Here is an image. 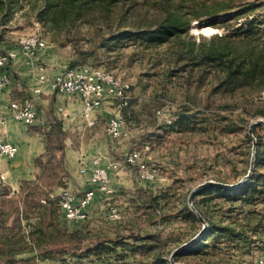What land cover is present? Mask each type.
<instances>
[{"label": "rangeland", "instance_id": "1", "mask_svg": "<svg viewBox=\"0 0 264 264\" xmlns=\"http://www.w3.org/2000/svg\"><path fill=\"white\" fill-rule=\"evenodd\" d=\"M163 1L75 0L83 11L72 24L61 13L65 0H10V16L5 23L0 20V53L19 51L22 36L37 34L49 66L63 71L72 67L73 60L76 65H95L129 83L131 89L124 107L111 99L98 111L93 128L85 127L79 118L74 130L72 123L55 115L48 119L55 121L46 126L28 125L26 130L38 140L33 145L44 143L46 148L36 155L21 154L26 171L17 169L16 156L0 157V166L9 174V182L0 188V264H143L158 255L170 260L172 252L203 227L196 213L198 220L182 212L183 206H190L192 190L206 181L236 183L248 173L253 149L249 127L264 119L257 115L264 109V31L237 28L246 20L261 21L264 28V0H175L188 22L186 32L159 43L129 38L105 45L112 34L110 26L116 30L119 22L131 25L140 17L153 19ZM248 3L263 5L247 15H235L237 8ZM212 49L226 52L223 62L194 63L201 51ZM190 54L195 58L190 59ZM21 56L22 52L19 60ZM230 58L234 65L243 60L247 68L256 66L254 77L240 85L225 83L222 66ZM39 60H32L35 70ZM11 64L7 65L10 82L3 90L4 110L8 97H24L25 92L26 81L20 83L23 87L18 85ZM119 109L125 118V135L111 138L107 121ZM6 124L0 123V139L13 142ZM257 132L264 135V126ZM132 149L156 165L164 181H145L136 166L122 164L112 175L113 194L96 189L89 217L65 220L59 204L62 190L69 187L80 195L95 188L89 173L80 172L82 165L91 168L88 158L110 152L122 161ZM255 169L264 173V164L255 163ZM196 200L206 221L244 224L249 234L261 218L264 222V192L252 203L209 193L199 194ZM110 206L120 209V219L109 217ZM40 217L46 225L43 237L36 227ZM72 231L81 243L67 235ZM259 231L248 245L222 241L221 250L189 251L177 263L264 264V227ZM110 240L124 245L79 255L98 241L113 244Z\"/></svg>", "mask_w": 264, "mask_h": 264}, {"label": "trees", "instance_id": "2", "mask_svg": "<svg viewBox=\"0 0 264 264\" xmlns=\"http://www.w3.org/2000/svg\"><path fill=\"white\" fill-rule=\"evenodd\" d=\"M75 0H65L64 6L61 8V13L64 17L71 21L73 24L77 21L82 13L81 4H74ZM122 0H108V2H116ZM125 1V0H124ZM175 0H164L162 3H158L157 8H159L160 12L153 19L148 18H138L133 20L131 25H124L123 22H119L117 25V29L113 30V27L110 26V30L112 33L111 36L107 39V42H104L105 45L117 40H125L129 38H133L135 40H139L143 42H165L168 41L169 38L178 36L179 34L186 32V28L188 27V22L183 19L182 14L176 8V4L173 3ZM261 4H243L239 8H237V12L235 15H247L248 12L252 9H256V7L262 6ZM10 0H0V20L1 23H5L10 16ZM247 18V16H246ZM243 22L240 26H238L237 30L246 29L247 31L259 32L264 31V28L261 26V21L258 20H250V22ZM249 23V24H248ZM248 27V28H247ZM190 53L192 50L190 49ZM199 60L194 62L196 65H202L210 62H223L224 56L226 52L219 50H209V51H201ZM190 59L195 58L193 55H189ZM236 58V56H235ZM77 64L76 60L71 62L70 66H75ZM222 70L226 73L225 83L231 84L236 82L237 84H242L246 81L250 75L254 77L256 70V66L254 67H246L243 60H240L234 65V59L230 58L229 62L222 66ZM257 115H261L264 117V109H259L257 111ZM186 119L181 118L179 121L182 122ZM262 127L261 124H256L253 128V133L257 139V149H256V157L255 163L259 165L260 163L264 164V135L257 132V128ZM229 131H235V129L230 128ZM60 133L62 132V128L59 129ZM248 136V135H247ZM249 137H251L249 135ZM252 140V139H251ZM264 192V173L258 172L255 167L251 174V176L244 180L241 184L237 186H221V185H207L201 189H199L194 195V204L196 208L202 213L201 206L199 205L196 197L199 194L209 193L213 196H225L226 198H240L246 203H252L256 199L257 195ZM182 212L185 217L198 220L195 212L191 209L188 204L183 206ZM204 216V215H203ZM205 217V216H204ZM206 219V218H205ZM208 227L202 234V236L192 242L189 246L181 249L180 251L175 253V260L179 258V256L185 254L189 251H197L207 253L209 250H221L224 246H221V242L230 243L234 241L236 243L243 242L244 245H248L252 239H254V235L260 234V228L264 227L263 219L256 224L251 226L249 229L251 230L250 234L246 231L247 225H241L240 227L234 226L230 223L222 224L216 220H208ZM45 221L42 217H40V221L37 222L36 227L39 231V235L41 237L45 236ZM262 230V229H261ZM77 232H67V235L71 240L80 241L77 239ZM254 234V235H253ZM264 240V237H262ZM190 240V239H189ZM187 240V241H189ZM110 242L98 241L91 246H87L83 248V252L79 255L81 256H89L93 252L99 253L100 251H112L116 246L124 245L121 240H110ZM254 241V240H253ZM186 242V241H185ZM79 243V242H78ZM77 243V244H78ZM180 246V245H179ZM264 246V245H263ZM75 248H82L81 246H74ZM143 264H171L170 260L163 258L161 255H158L151 262H144Z\"/></svg>", "mask_w": 264, "mask_h": 264}, {"label": "built area", "instance_id": "3", "mask_svg": "<svg viewBox=\"0 0 264 264\" xmlns=\"http://www.w3.org/2000/svg\"><path fill=\"white\" fill-rule=\"evenodd\" d=\"M19 44L26 54L34 57H37L40 48L45 47L42 42L26 43L19 41ZM16 57L17 51L15 49H8L0 53V123L4 124L8 118H11L27 125H34L38 120V106L32 96L25 99L8 98L5 114L1 115V106L4 102L3 90L10 82L11 77L7 65ZM38 68L43 70L42 65ZM40 79L43 82L47 77L41 73ZM51 81L56 92L81 98L82 116L88 126L95 124L94 113L106 101L118 99L119 107H124L128 103V92L131 89L124 84L123 80H116V75L115 77H103V72L96 71V66L91 64L69 67L54 74ZM35 91H41V87H37ZM124 124L125 118L119 109L107 121V134L111 138H121L125 135ZM18 149V145L14 142L0 139V157L14 158ZM122 164L136 166L138 176L145 181H164V178L157 173V166L143 159L139 150H130L124 155L122 161L108 154H100L92 160L90 170L86 165L80 167L82 174L89 173L90 182L95 188H89L80 195L69 187L62 190L59 204L63 218L67 221L86 220L89 217L88 207L96 195V189L108 195L114 193L115 190L111 186V171L118 170ZM7 183L8 174L0 166V188L6 186ZM108 214L112 219L122 217L117 206H110Z\"/></svg>", "mask_w": 264, "mask_h": 264}, {"label": "crops", "instance_id": "4", "mask_svg": "<svg viewBox=\"0 0 264 264\" xmlns=\"http://www.w3.org/2000/svg\"><path fill=\"white\" fill-rule=\"evenodd\" d=\"M42 45H44V44L42 43ZM43 49H44V47L39 49L37 57H31L29 55H26V52H24L22 50V48L20 47L19 51L17 50V57L12 61V64H11V68L13 69V71L16 73V75L18 77V85H21L22 81H26V82H24V84H25L24 91L25 92L22 93V94H24V97L20 96L19 99H25V98L32 96L38 102V105H37L38 106V120L32 126H36L38 128H40L41 126H46L50 122L55 121V118H51V120H48L49 117H54V115H55L56 119L63 118L65 120V123H69V124L72 123L71 128L74 130H76V128H75L76 122H77V119H79V118L82 119V121L85 124V127L93 128V126H95V124L98 120V117H99L98 111L100 109H102L103 106L108 101H106L99 109H97L95 111V113H94L95 124L93 126H88L85 118L82 116V110H81L82 109V100H81V98H79L78 96H69L66 94H62V93L56 92L53 89L52 81H51L52 77L54 74L61 72L62 70H60L58 68L51 67L45 63V61L48 57L44 56L45 52L44 51L42 52ZM20 52H22V55H23V56H21L22 60L18 59ZM37 58L40 59L39 60L40 63L37 64L36 70H35V66L32 67V65H33L32 60H35ZM40 65H42L43 70H40L38 68ZM41 73H44L47 77V79H45V81H43V82L40 79ZM23 79H25V80H23ZM37 87H41V91L36 92L35 89ZM8 98H10V97H8ZM3 106H4V104L1 106V108H2L1 109V115H3L5 112ZM6 123H7L6 128L8 129L9 136H10L9 138L11 140H13V142L15 144H17L18 148H19L18 153L16 155V158H17L16 161L18 162L20 167H17V169L20 168L21 171H26V170H24L25 169V163L22 164V162H21V156H22L21 154L22 153L24 154L26 151H28L29 156L30 155H36L37 153L44 152L46 147H45L44 143H42V145L40 144L41 145L40 147L36 144L33 145V143H35L37 139L33 135L31 136L29 134L30 132H28L26 130V127L28 126L27 124L22 123V122H18L15 120H8V121H6ZM15 129H18L20 131H18L17 134H14ZM64 129H66L65 125H64ZM31 139H32V141H31ZM25 149H28V150H25ZM67 153H68V151H67ZM103 154L111 155L110 152H104ZM96 156H98V155L96 154V155L88 158V161H89L88 163H90V165H88V166L92 165V160ZM79 158H80V156H77L75 158V160L78 161ZM76 161H74L73 164L76 163ZM66 163L68 166L70 165L69 160H66ZM103 163H105V162H103ZM23 167H24V169H23ZM7 173H8V171H7ZM113 174H114V170L111 171V180H112ZM24 175L28 176L29 173L24 174ZM8 182H9V178H8ZM95 197H94V199H95ZM94 199L90 203V205L88 207V211H90V209L92 207L91 205H92Z\"/></svg>", "mask_w": 264, "mask_h": 264}, {"label": "water", "instance_id": "5", "mask_svg": "<svg viewBox=\"0 0 264 264\" xmlns=\"http://www.w3.org/2000/svg\"><path fill=\"white\" fill-rule=\"evenodd\" d=\"M256 124H262L264 126V119H257L254 122L251 123L250 127H249V134L250 136L253 138V149H252V156H251V164H250V168L248 173L238 182L236 183H225V182H221V181H206L203 182L201 184H199L196 188H194L192 190V192L190 193V196L188 198V202L189 205L191 207V209L198 215V217L200 218V220L203 222V227L202 229L193 237L191 238L189 241L184 242L183 244H181L180 246H178L171 254L170 256V262L171 264H178L177 261L175 260V253L180 251L181 249L185 248L186 246H189L192 242H194L196 239L200 238L202 236V234L204 233V231L207 229L208 227V223L205 219V217L202 215V213L196 208L195 204H194V195L196 194V192L207 186V185H221V186H237L239 184H241L244 180L248 179L255 167V157H256V149H257V139L253 133V128Z\"/></svg>", "mask_w": 264, "mask_h": 264}, {"label": "bare ground", "instance_id": "6", "mask_svg": "<svg viewBox=\"0 0 264 264\" xmlns=\"http://www.w3.org/2000/svg\"><path fill=\"white\" fill-rule=\"evenodd\" d=\"M19 41L26 42V43H38V42H41V38L37 34H29V35L22 36L19 39ZM96 71L103 72V77H115L113 74H111V72L110 73L106 72L105 70L101 68L96 67ZM116 80H119V79L116 77ZM124 84L130 87L129 83L124 82Z\"/></svg>", "mask_w": 264, "mask_h": 264}]
</instances>
